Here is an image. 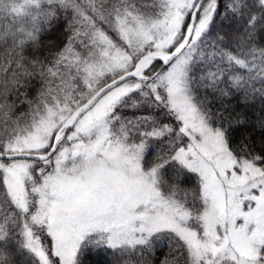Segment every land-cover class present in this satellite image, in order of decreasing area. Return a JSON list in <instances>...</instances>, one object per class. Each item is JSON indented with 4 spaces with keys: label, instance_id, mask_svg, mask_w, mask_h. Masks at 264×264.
<instances>
[{
    "label": "snow or ice",
    "instance_id": "obj_1",
    "mask_svg": "<svg viewBox=\"0 0 264 264\" xmlns=\"http://www.w3.org/2000/svg\"><path fill=\"white\" fill-rule=\"evenodd\" d=\"M258 38L264 0H0V264H264V140L209 107L264 101Z\"/></svg>",
    "mask_w": 264,
    "mask_h": 264
},
{
    "label": "trees",
    "instance_id": "obj_2",
    "mask_svg": "<svg viewBox=\"0 0 264 264\" xmlns=\"http://www.w3.org/2000/svg\"><path fill=\"white\" fill-rule=\"evenodd\" d=\"M226 0H221V4ZM251 3L252 0H249ZM61 24L53 32L44 37L45 40H54L56 43H61L63 40ZM258 44L264 45V40L258 38ZM209 107L216 110H220L224 114V119L221 121L224 127L229 131L230 139L234 144H239L242 140L249 139L254 144L259 145L261 140H264V128L260 125L264 122V101L259 97L255 100H245L243 94H235L231 97L224 98L223 104L226 106V110L221 108V102L214 99L209 95ZM160 111H163L162 109ZM146 113H154L159 116V112L154 109L142 107L138 112L127 111L128 116L140 115ZM164 119H170L164 117ZM239 121V122H238ZM155 144V141H150ZM154 158V156L152 157ZM196 181L194 174H188V178L185 181L187 186H192ZM169 253V242L166 237H161L155 241L154 249L151 252H144L143 255L139 251L129 252L124 256L122 260H118V253L114 254L106 247H92L81 258L83 264H161V261ZM9 264H21V257L15 254L14 248L8 256Z\"/></svg>",
    "mask_w": 264,
    "mask_h": 264
}]
</instances>
